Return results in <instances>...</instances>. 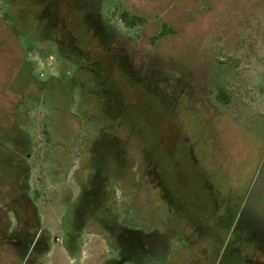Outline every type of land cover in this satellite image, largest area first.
I'll list each match as a JSON object with an SVG mask.
<instances>
[{
	"label": "rangeland",
	"instance_id": "obj_1",
	"mask_svg": "<svg viewBox=\"0 0 264 264\" xmlns=\"http://www.w3.org/2000/svg\"><path fill=\"white\" fill-rule=\"evenodd\" d=\"M123 12L143 22L128 27ZM163 24L172 33L159 37ZM144 150L170 195L152 188L140 202L175 237L147 264H264V0H0V208L30 199V231L50 245L10 243L16 221L0 211V264L115 256L88 227L71 260L64 225L110 218L97 207L105 183L135 223L127 188Z\"/></svg>",
	"mask_w": 264,
	"mask_h": 264
},
{
	"label": "flooded vegetation",
	"instance_id": "obj_2",
	"mask_svg": "<svg viewBox=\"0 0 264 264\" xmlns=\"http://www.w3.org/2000/svg\"><path fill=\"white\" fill-rule=\"evenodd\" d=\"M85 13L87 21L90 23V26L93 27V31L96 34L105 36L108 33L106 35L108 39L106 43H108L110 36L113 35L115 31L108 25H104L105 27L102 28L104 31L101 30L102 24H100L98 20V9H87ZM108 44L110 45L112 42ZM136 154L139 156L138 152ZM140 156L139 164L142 173L137 176L138 180L136 181L135 186L127 188L133 192V196H131L132 198L129 203L132 204L131 209L136 215L135 223H131V225L126 222L122 223L118 217V212L115 209V187H110L108 183L102 184L99 192L101 193L99 196L100 203L97 207H103L104 210L109 213L110 218L104 221L91 218L87 219L84 223L78 222L76 224L71 222V224L64 225L63 244L66 247L68 257L71 260L75 261L81 259V252L79 249L81 246V236L83 231L88 227H93L96 231L105 233L106 241L108 242L110 250L116 253L115 256H112L109 260L104 261L101 264H147L148 262H146L144 258L147 252L155 254L157 249H159L163 251V256L165 253H169L170 244L175 241V237L172 235L173 231L171 228L169 229L166 222L150 218L149 213H146L149 208L148 204L146 202L141 203L140 201L143 196L142 194L144 193L146 195L148 193L147 191L152 188H155L163 198H166V195H170V193L168 187L164 185L162 176L159 173L158 165L153 163L152 160L147 157V150H144V153ZM148 184H150V186H148ZM127 189H123V192ZM72 205L73 204H70V202L66 203L67 211L71 209ZM92 222L94 223L93 226ZM33 245L35 249H38L39 252L45 253V255L50 252V245L43 235H38ZM73 246L74 248H72ZM47 248L48 251L44 252Z\"/></svg>",
	"mask_w": 264,
	"mask_h": 264
},
{
	"label": "trees",
	"instance_id": "obj_3",
	"mask_svg": "<svg viewBox=\"0 0 264 264\" xmlns=\"http://www.w3.org/2000/svg\"><path fill=\"white\" fill-rule=\"evenodd\" d=\"M120 20H122V22L128 27H135L138 25V23L143 22L139 18L130 17L127 12H123L121 14ZM78 22L79 24L85 26V22H83L82 16L79 17ZM170 33H172V30L168 28L167 25L163 24L158 36L163 37ZM218 96L220 99L225 101L226 98L222 93H219ZM25 171L28 173L27 168H25ZM27 173H23V176H24L23 180L25 181L27 179L26 177ZM25 183H23V186L25 185ZM0 211L6 214H8L9 212H12L15 218V221H16V227L11 232L12 237L14 238H12L11 240L8 239V237L6 236V231L8 230V226H9L8 218L7 220H2L0 222V238L3 239L6 236V239H8V241L11 243L12 240L13 241L16 240L15 237H18V239H20V237H26L27 238L26 247H27V250H30V248H32L34 244L36 237L38 235H43V233L40 232L39 230L30 231V229H32V225L35 224L36 220L38 219L36 208L30 199L20 197V198H14L12 200L10 199L8 202L7 200H5L3 207L0 208ZM4 224L5 226L2 227ZM47 251H48V248L44 252H47Z\"/></svg>",
	"mask_w": 264,
	"mask_h": 264
},
{
	"label": "crops",
	"instance_id": "obj_4",
	"mask_svg": "<svg viewBox=\"0 0 264 264\" xmlns=\"http://www.w3.org/2000/svg\"><path fill=\"white\" fill-rule=\"evenodd\" d=\"M49 251H50V249H49Z\"/></svg>",
	"mask_w": 264,
	"mask_h": 264
}]
</instances>
